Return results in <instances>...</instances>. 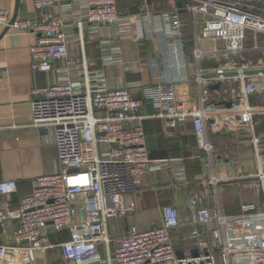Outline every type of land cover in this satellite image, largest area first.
<instances>
[{
	"label": "built area",
	"instance_id": "obj_1",
	"mask_svg": "<svg viewBox=\"0 0 264 264\" xmlns=\"http://www.w3.org/2000/svg\"><path fill=\"white\" fill-rule=\"evenodd\" d=\"M67 1L72 0H40L39 7ZM81 1L84 12L76 22L79 27L84 23L115 26L122 19L116 0ZM189 1L170 13L168 26L178 53L184 37L182 10L193 16L196 80L204 85L200 99H179L177 90L167 81L149 88L143 99L133 97L128 87L81 90L79 81L70 75L33 89V125L52 129L57 164L53 172L37 176L32 192L20 196L18 203L8 198L19 195L18 181L0 179V197H6L0 200V264H39L38 253L55 246L61 249V264H264V229L241 242L235 236L238 231L230 234L232 222L264 219V213L258 214L257 205L251 202L242 205L241 216L228 217L220 209L203 205L201 199H192L188 204L194 213L189 220L191 237L196 246H207V250L188 256L177 257L175 252L172 231L182 221L179 209L173 205L162 208L159 225L153 223L148 229L133 225L115 238L107 230L109 219L127 215L122 197L138 190L151 161L143 121L160 117L169 128H177L191 119L201 148L211 151L207 138L209 90L205 82L216 78L205 76L204 58L209 56L217 63L222 60L215 70L237 71L234 77L245 86V70L249 68L239 58L252 51L264 53L257 39L264 32L263 15L238 1ZM0 26L39 33L30 49L33 71L50 72L53 61L69 54L71 37L66 21L53 11L40 19H21L0 9ZM249 33L255 37L250 45ZM149 100L159 112L139 113ZM233 108L244 112L245 126L252 132L251 143L260 153V137L255 134L256 109L246 93ZM258 176L264 185L262 169ZM213 224L217 227L208 245L202 238L203 228ZM64 230L70 233L69 239L51 244V232ZM111 243L116 245L113 254H103L101 246Z\"/></svg>",
	"mask_w": 264,
	"mask_h": 264
},
{
	"label": "crops",
	"instance_id": "obj_2",
	"mask_svg": "<svg viewBox=\"0 0 264 264\" xmlns=\"http://www.w3.org/2000/svg\"><path fill=\"white\" fill-rule=\"evenodd\" d=\"M232 1L264 16V0ZM39 2L0 0V9H7L21 19H40L49 11L62 15L71 37L68 56L53 61L52 71H33L30 49L39 33L14 28L5 30L0 26V179L18 181L19 195L8 197L16 203L20 196L32 192L37 176L53 172L57 164L52 129L33 125L31 100L35 87L70 75L79 81L81 90L128 87L138 99L145 98L149 88L163 81L171 83L179 99H200L204 88L196 80L192 14L182 10L184 37L178 53L174 51L175 39L169 33L170 13L175 8L182 9L189 0H116L122 18L119 24L84 23L82 27L76 23L83 17L81 0L45 7H39ZM254 39L249 33L248 45ZM257 39L264 46V32H260ZM253 54L259 56L246 58ZM240 61L249 69L261 68L264 53L252 51L240 57ZM221 62L208 56L202 66L207 72L216 71ZM214 78L205 82L209 90L207 104L215 101L212 93L220 102H235L226 105L225 110H216L207 121L211 151L201 148L191 119L177 128H169L160 117L143 121L151 161L138 190L122 197L127 215L108 220L107 230L113 238L122 236L133 225L148 229L153 223L161 224L162 208L173 205L179 209L182 223L172 231V236L176 255L182 257L207 250V246H196L191 237L189 220L194 218V213L188 204L192 199H201L203 205L220 209L228 217L241 216L242 205L248 202L257 205L258 214L264 213V185L258 176L260 169L264 171V74H248L245 86L240 78L228 77L240 86V92L231 98L222 89H210L221 80ZM244 93L256 109L255 134L260 137V153L251 143L252 132L245 126L244 112L233 108ZM158 112L152 100L139 111L148 115ZM5 198L0 197V200ZM216 227L217 224H213L203 228L202 238L208 245ZM229 229L230 234L239 232L235 236L241 242L263 230L264 219L235 221ZM69 237L68 230L51 232L50 243L56 245ZM115 246V243L102 245L101 252L112 255ZM38 262L61 264L60 247L39 252Z\"/></svg>",
	"mask_w": 264,
	"mask_h": 264
},
{
	"label": "rangeland",
	"instance_id": "obj_3",
	"mask_svg": "<svg viewBox=\"0 0 264 264\" xmlns=\"http://www.w3.org/2000/svg\"><path fill=\"white\" fill-rule=\"evenodd\" d=\"M261 55V54H260ZM259 56V55H258ZM257 54H253V55H248L246 58L247 59H255L258 57ZM207 58V57H205ZM204 58V59H205ZM221 81V86L219 89H222L223 91H225V93L227 94V96L229 98L233 97L236 95V93L240 92V86L237 82H233L231 79L226 78L225 80H219ZM226 95H224L225 97ZM212 93L211 98L214 99V102H210L207 105L208 111H209V115H208V119H211V117L214 115L216 110H222V109H227L226 103H223V101L220 102L218 97H215ZM223 100V99H222ZM258 234H256L257 236Z\"/></svg>",
	"mask_w": 264,
	"mask_h": 264
},
{
	"label": "water",
	"instance_id": "obj_4",
	"mask_svg": "<svg viewBox=\"0 0 264 264\" xmlns=\"http://www.w3.org/2000/svg\"><path fill=\"white\" fill-rule=\"evenodd\" d=\"M246 74H264V67L261 68H254V69H247L245 70ZM238 72L233 70V71H224V72H219V71H211V72H207L205 73L206 77H220V76H233V75H237ZM221 86V81H218L216 84H212L210 86V89H219ZM227 106H231L232 103L228 102L226 103Z\"/></svg>",
	"mask_w": 264,
	"mask_h": 264
}]
</instances>
